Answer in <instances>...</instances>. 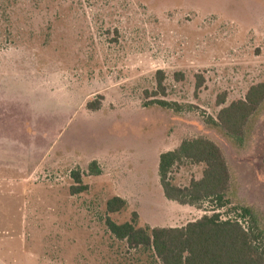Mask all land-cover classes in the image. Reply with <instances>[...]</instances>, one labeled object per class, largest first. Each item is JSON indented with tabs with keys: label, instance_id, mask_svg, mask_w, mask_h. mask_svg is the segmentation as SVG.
<instances>
[{
	"label": "rangeland",
	"instance_id": "374dc122",
	"mask_svg": "<svg viewBox=\"0 0 264 264\" xmlns=\"http://www.w3.org/2000/svg\"><path fill=\"white\" fill-rule=\"evenodd\" d=\"M158 71L167 96L152 98ZM263 80L264 0H0V264H143L106 221L168 228L211 214L167 199L158 176L160 154L196 138L219 146L232 205L264 228V103L242 142L216 123ZM155 99L173 107L145 106ZM203 168L185 163L173 184ZM113 197L127 203L117 214Z\"/></svg>",
	"mask_w": 264,
	"mask_h": 264
},
{
	"label": "trees",
	"instance_id": "16d2710c",
	"mask_svg": "<svg viewBox=\"0 0 264 264\" xmlns=\"http://www.w3.org/2000/svg\"><path fill=\"white\" fill-rule=\"evenodd\" d=\"M156 91L150 97H166L165 73H156ZM177 77L183 79L178 73ZM204 85L197 76L196 92ZM264 103V80L252 85L244 99L236 100L220 109L216 123L227 136L242 142L246 125ZM158 104L172 108L173 104L155 99L145 106ZM226 104L220 99L219 106ZM99 101L87 104V109L100 108ZM174 106H177L176 104ZM185 163L203 166L202 177L191 179L188 186L173 184L172 175ZM92 173H100L97 163L89 166ZM158 176L165 197L180 205L200 208L212 205L211 214L182 227L137 228L135 221L116 224L109 218V231L128 249L141 250L146 260L143 264H264V228L257 212L249 206L232 205L230 196L231 172L222 150L213 141L205 138L184 140L180 145L159 156ZM77 183L79 174L73 175ZM82 191L72 187L71 193ZM107 212L117 214L127 207L126 201L113 197L107 202ZM225 210V213H221ZM134 217H137L134 214Z\"/></svg>",
	"mask_w": 264,
	"mask_h": 264
}]
</instances>
